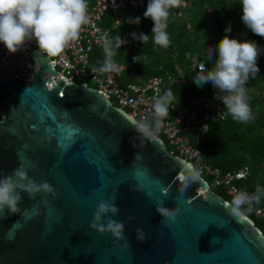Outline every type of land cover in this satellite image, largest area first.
Wrapping results in <instances>:
<instances>
[{
  "label": "water",
  "instance_id": "water-1",
  "mask_svg": "<svg viewBox=\"0 0 264 264\" xmlns=\"http://www.w3.org/2000/svg\"><path fill=\"white\" fill-rule=\"evenodd\" d=\"M27 51L30 81L0 73V173L24 167L54 193L21 192L19 211L0 215V264H264V233L248 215L230 214L214 190L198 192L209 185L193 166L163 140L138 136L136 120L94 87L59 79L49 88L50 58L33 43ZM189 170L198 179L181 193ZM113 196L127 247L90 227ZM157 199L181 208L175 223H161Z\"/></svg>",
  "mask_w": 264,
  "mask_h": 264
},
{
  "label": "clouds",
  "instance_id": "clouds-1",
  "mask_svg": "<svg viewBox=\"0 0 264 264\" xmlns=\"http://www.w3.org/2000/svg\"><path fill=\"white\" fill-rule=\"evenodd\" d=\"M240 4L241 20L244 25L255 35L264 38V0H240ZM180 5L181 0H147L143 17L150 18L153 23L151 35L155 46L168 47L170 40L166 29L169 10ZM87 9V0H0V43L10 54H14L27 42L34 40L41 52L49 57L56 56L70 42L79 39L82 26L89 22ZM140 22V17L128 18V23L138 25ZM229 31L230 27L226 29V32ZM131 36L143 44L149 39V34L143 32H133ZM125 43L127 41L122 39L121 35L110 39L105 34L102 38L105 59L96 71L99 73L118 71L112 57ZM204 53L205 58L212 61V66L203 67L192 77L193 82L197 86L211 83L216 89V98L224 106L225 114L238 122H249L253 116L245 85L249 78H254L260 70L257 63L261 53L260 46L253 40L240 41L226 34L215 48L209 46ZM139 57H133V60L140 62ZM172 99L171 90L154 98L153 119L150 122H132L138 136H151L152 129L160 127L161 120L169 114ZM139 175L143 173L140 172ZM179 179L183 184L179 191L183 193L190 181L198 179V174L189 170V175L182 174ZM142 188L143 185L139 184L134 190ZM164 191L165 189L161 188V192ZM21 192L34 197L41 192L54 193V188L48 181L37 183L24 167L13 169L10 174L0 173V215L15 214L19 211ZM261 198H264V186L261 185H257L255 192L251 194L246 191L236 193L229 205L230 214L242 216L244 205L259 203ZM114 199L115 196L108 200H100L90 227L100 233L110 232L117 243L124 240V246L127 247V239L124 236L125 223L112 218L119 213L118 206L113 203ZM38 211V206L33 207L31 215L38 214ZM156 211L162 217L161 223L166 225L169 221L176 222L181 208H170L162 200L157 199ZM128 219L134 218L129 216ZM136 232L137 239L142 241L143 230L137 228Z\"/></svg>",
  "mask_w": 264,
  "mask_h": 264
},
{
  "label": "trees",
  "instance_id": "trees-1",
  "mask_svg": "<svg viewBox=\"0 0 264 264\" xmlns=\"http://www.w3.org/2000/svg\"><path fill=\"white\" fill-rule=\"evenodd\" d=\"M179 10L178 7L169 10L166 31L170 43L167 48L154 45L151 35L153 23L150 18L143 17L145 10H126L122 13L121 23L116 27L111 26L108 35L110 39L121 35L122 39L127 41L112 57L113 61L126 66L120 81L131 82L136 76L146 79L151 75H175L180 69L182 81L170 86L173 93L170 103L180 106L187 102L189 96L209 95L216 90L211 83L197 86L192 80V77L200 72L194 67L195 62L203 61L208 68L212 66V61L205 58V49L209 46L215 48L226 34L232 37L234 30L238 34L234 38L240 41H255L261 48L257 60L260 70L254 78H249L246 85L253 118L247 123H241L226 115L224 110V119L212 125L199 144L204 158L223 170L247 165L248 178L239 183V186L250 194L254 193L257 185L264 186V48L261 46L264 38L252 33L242 22L240 0H189V6L181 10V15H177ZM113 17L106 15L104 24L110 26ZM130 17H140L141 22L138 25L128 23ZM236 21L239 24L234 26ZM229 27L231 31L226 32ZM133 32L149 34V39L143 44L133 39ZM136 56H140V62L133 60ZM213 56L215 57V53ZM90 57L91 63L99 68L105 59L102 46L95 48ZM76 81L82 82L86 79L79 78ZM214 190L231 201V196L224 189ZM255 205L264 207V198ZM247 214L264 233V220L257 218L253 213Z\"/></svg>",
  "mask_w": 264,
  "mask_h": 264
},
{
  "label": "built area",
  "instance_id": "built-area-1",
  "mask_svg": "<svg viewBox=\"0 0 264 264\" xmlns=\"http://www.w3.org/2000/svg\"><path fill=\"white\" fill-rule=\"evenodd\" d=\"M87 4L89 22L82 26L79 39L70 42L58 55L48 56L57 70V75L51 76L47 86L51 88L59 79H64L66 83L77 82L76 78L86 79L82 82L100 91L113 105L124 110L137 122H150L153 119L154 98L164 95L172 84L181 82L182 71L178 69L175 75H151L146 79L136 76L134 81L121 83L122 73L126 69L124 64L114 61L118 71L99 73L96 71L97 66L91 63L90 57L95 48L102 46V38L105 34L109 35L111 26L116 27L121 23L122 13L126 10H146L147 0H87ZM188 6L189 0H181L177 15H181V10ZM106 15L114 16L110 26L104 24ZM31 43L37 48L34 40L29 41L14 54H10L0 43V73L30 81L32 75L27 50ZM194 67L201 71L205 64L203 61H197ZM169 109V114L161 120L158 129H152L151 135L163 140L170 153L190 163L207 181L209 187L203 191L204 195L215 188H222L233 199L236 193L246 191L240 188L239 183L248 178L247 165L223 170L204 158L199 146L200 140L208 134L210 127L225 117V109L222 102L216 98V90L209 95L189 96L187 102L180 106L170 103ZM243 208L244 214L248 215L250 212L264 220L263 206L253 203L251 206L246 204Z\"/></svg>",
  "mask_w": 264,
  "mask_h": 264
},
{
  "label": "rangeland",
  "instance_id": "rangeland-1",
  "mask_svg": "<svg viewBox=\"0 0 264 264\" xmlns=\"http://www.w3.org/2000/svg\"><path fill=\"white\" fill-rule=\"evenodd\" d=\"M239 24V22L238 21H236V22H234V26H237ZM234 28V27H233ZM236 35L238 36V34H236V32H235V30H234V32L232 33V37H236ZM243 37H240V39H242ZM207 40H208V37L206 38ZM261 46L264 48V41H262L261 42ZM76 79H79V78H76ZM89 84H91L92 85V83L91 82H89ZM230 200V199H229ZM231 201H232V199H231Z\"/></svg>",
  "mask_w": 264,
  "mask_h": 264
},
{
  "label": "bare ground",
  "instance_id": "bare-ground-1",
  "mask_svg": "<svg viewBox=\"0 0 264 264\" xmlns=\"http://www.w3.org/2000/svg\"><path fill=\"white\" fill-rule=\"evenodd\" d=\"M199 192H201V193H203L204 194V192L201 190V191H199Z\"/></svg>",
  "mask_w": 264,
  "mask_h": 264
}]
</instances>
